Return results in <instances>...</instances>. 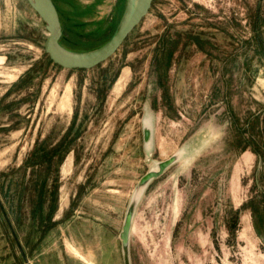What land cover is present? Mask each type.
Wrapping results in <instances>:
<instances>
[{
	"label": "rangeland",
	"instance_id": "374dc122",
	"mask_svg": "<svg viewBox=\"0 0 264 264\" xmlns=\"http://www.w3.org/2000/svg\"><path fill=\"white\" fill-rule=\"evenodd\" d=\"M127 1L53 0L59 43L101 46ZM46 36L0 0V264H264V0H153L89 70Z\"/></svg>",
	"mask_w": 264,
	"mask_h": 264
},
{
	"label": "water",
	"instance_id": "95a60500",
	"mask_svg": "<svg viewBox=\"0 0 264 264\" xmlns=\"http://www.w3.org/2000/svg\"><path fill=\"white\" fill-rule=\"evenodd\" d=\"M36 12L46 23L47 36L43 43L44 52L50 61L63 69L67 70H89L109 59L122 45L130 32L148 14L153 0H139L129 18L124 21L126 10L116 32L101 46L86 52H73L64 48L60 43L61 24L57 8L53 0H28ZM129 0L127 1L128 5ZM264 69V55H263ZM173 159L162 162L158 171L149 173L142 183H146L151 178L159 176ZM130 222V213L127 216L121 238L126 244L127 233Z\"/></svg>",
	"mask_w": 264,
	"mask_h": 264
},
{
	"label": "bare ground",
	"instance_id": "6f19581e",
	"mask_svg": "<svg viewBox=\"0 0 264 264\" xmlns=\"http://www.w3.org/2000/svg\"><path fill=\"white\" fill-rule=\"evenodd\" d=\"M138 1L139 0H129L124 21H126L129 18V16L132 14V12H133L134 8L136 7ZM66 49L69 50L68 48H66ZM68 100H69V90L67 89L66 94H65L64 99H63L62 106H65L67 104ZM126 264H128L127 261H126Z\"/></svg>",
	"mask_w": 264,
	"mask_h": 264
},
{
	"label": "trees",
	"instance_id": "16d2710c",
	"mask_svg": "<svg viewBox=\"0 0 264 264\" xmlns=\"http://www.w3.org/2000/svg\"><path fill=\"white\" fill-rule=\"evenodd\" d=\"M60 23H61V21H60ZM62 29H63V28H62ZM257 40H258V41H257V42H258V50H263V48H264V47H263V46H264V45H263V42L260 41L258 38H257ZM61 44H62L63 46H65V47H67V46L64 44V42H63L62 40H61ZM46 59H47V61H48L49 64L52 63L48 57H47ZM44 160H45V157H44ZM254 211H257V208H255ZM257 212H258V211H257ZM238 213H239V211H236V212H235L236 220H238ZM258 220H259V222H260L261 224H264V219H263V218L261 219V218L259 217Z\"/></svg>",
	"mask_w": 264,
	"mask_h": 264
}]
</instances>
